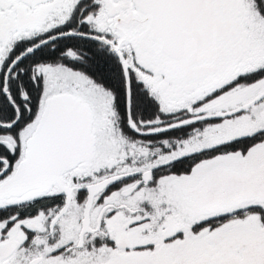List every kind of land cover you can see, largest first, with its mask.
<instances>
[{
  "label": "snow or ice",
  "instance_id": "obj_1",
  "mask_svg": "<svg viewBox=\"0 0 264 264\" xmlns=\"http://www.w3.org/2000/svg\"><path fill=\"white\" fill-rule=\"evenodd\" d=\"M0 264H264V0H0Z\"/></svg>",
  "mask_w": 264,
  "mask_h": 264
}]
</instances>
